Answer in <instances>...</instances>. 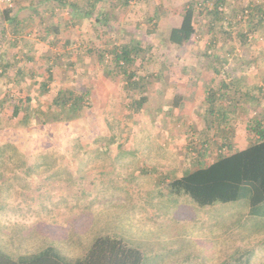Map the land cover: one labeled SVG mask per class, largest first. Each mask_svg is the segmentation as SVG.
<instances>
[{
	"label": "rangeland",
	"instance_id": "obj_1",
	"mask_svg": "<svg viewBox=\"0 0 264 264\" xmlns=\"http://www.w3.org/2000/svg\"><path fill=\"white\" fill-rule=\"evenodd\" d=\"M213 1L99 0L108 18L96 24L98 11L71 16V5L51 0H18L10 9L16 21L9 24L0 6L3 251L17 256L53 245L74 259L109 230L140 247L143 264H264L263 229L253 237L239 229L225 240L240 248L227 245L212 254L187 235L168 236L192 228L193 205L186 195L175 197L178 205L165 184L196 168V138L220 141L186 122L211 75L219 81L221 71L235 80L243 74L225 89L226 101L251 104L247 116L264 123V90L257 89L264 87V25L252 18L257 7L264 16V0H224L220 19L207 6ZM188 5L195 9L196 31L176 46L168 33ZM124 43L142 48L134 64L139 87L113 68V52ZM61 89L84 95L75 118L66 119L65 111L60 119L53 99ZM141 94L146 100L137 110ZM200 107L205 113L206 103Z\"/></svg>",
	"mask_w": 264,
	"mask_h": 264
},
{
	"label": "trees",
	"instance_id": "obj_2",
	"mask_svg": "<svg viewBox=\"0 0 264 264\" xmlns=\"http://www.w3.org/2000/svg\"><path fill=\"white\" fill-rule=\"evenodd\" d=\"M51 1L59 6L71 5L73 7L70 10L71 16H74L72 14L77 11H80L81 15L90 16L94 4L99 0L88 1L83 6V2H80V5L77 0ZM128 1L124 0V2ZM87 4L89 5L86 6ZM222 4H224V0H214L210 8L217 19H220L224 13ZM220 6L221 10L218 9ZM259 9L261 8L257 7L256 10L259 12H257L258 14L253 13L252 18L256 19L259 25H264V16L260 14ZM2 13L5 22L15 23L16 18L10 13V9L4 8ZM102 16L103 20L108 18L104 14ZM194 20L195 9L192 5H188L184 8L180 23L170 29L168 41L176 46L188 41L196 31ZM55 31L57 32V30ZM141 50L142 48L137 44L124 43L113 52L114 70L125 74L127 84L132 87L141 85V81L138 79L141 76L136 74L137 70L134 66ZM5 66L8 67L9 62ZM237 80L242 81L238 77ZM237 80L233 77L232 82ZM257 89L262 93L264 87L259 84ZM210 97H214L213 92L207 94V99ZM83 99L82 93L77 94L72 89L58 90L53 102L59 108L60 119L65 118V111L68 113L66 119L75 118L83 107ZM252 99L257 100L256 102L261 100L260 96L252 97ZM145 100L146 96L141 94L135 101V109H140V105ZM19 109L20 106L15 105L14 114H17ZM248 124L252 133L257 134V138L252 139L253 141L240 150L228 154L221 153L211 163L205 164L202 162L203 160L198 159L196 162L198 167L193 171H188L177 177L173 175L165 184L169 195L174 197L186 195L195 204L202 207L215 203L245 201L252 213H259L264 204V125L255 120H250ZM143 261L144 253L140 247L124 241L120 235H114L109 230L98 232L89 242L85 253L74 259H68L53 245H46L36 251L17 256L0 248V264H143ZM244 264H248V261Z\"/></svg>",
	"mask_w": 264,
	"mask_h": 264
},
{
	"label": "crops",
	"instance_id": "obj_3",
	"mask_svg": "<svg viewBox=\"0 0 264 264\" xmlns=\"http://www.w3.org/2000/svg\"><path fill=\"white\" fill-rule=\"evenodd\" d=\"M80 2L81 1H79V3ZM96 3L94 4L93 10L96 11V13L98 11V13L94 18V24L97 23V20L100 21L99 17L101 15H107V12L103 11V8H99ZM94 24L92 26H94ZM221 73L223 77L219 81L217 80L218 77H216L218 75H211L210 83L203 88L202 100L195 98L192 101L196 111H191L192 116H189V121H186L191 126H194V129L197 130L200 136L207 135L208 138L209 134H214L215 137H219L218 140L220 141L213 140V142H211L210 138L206 139L199 137L201 139H199L200 141L196 138L197 145H195V148L196 150L198 149L197 157L199 160H203L202 162L205 164L216 160L221 153L228 154L240 150L246 147L252 139L257 138V134L252 133L248 124L250 120L260 121L261 124L264 125L262 117L254 119L253 117L247 116L246 110L251 107V104L248 105L247 109L246 103L241 102V105L238 107L231 105L232 102L226 101L229 93H227L225 89H227V86L233 81L234 76L228 75L224 71ZM237 77H243V74H239ZM214 81H217V84H214ZM209 92H213L214 97L207 99V94ZM190 98H192V96ZM184 99L185 96H183L182 101H184ZM204 103L207 105L205 113L199 111L201 109L200 104ZM257 108L261 109V105ZM225 111L226 113H231L232 116L228 117L224 115L223 117L221 113ZM208 114L214 116V118L210 117ZM219 122L221 125H219ZM236 125H239V129H236ZM206 143H209V145ZM197 167L198 166H196V168ZM194 169L189 171H193ZM174 201H177L175 197ZM177 202L178 205H181V199ZM191 204L193 206L190 207L191 216L189 220L192 228L190 230H186L184 227L178 228L169 232L168 236L176 237L187 235L192 238L191 244L202 245L205 251L208 249L209 252H211L210 254L213 252H220L223 246L227 245L240 248L241 244L239 242L234 243L235 240L232 242H227L225 240L226 237H237L234 232L239 231V229L247 231L249 237L259 235V231L262 229L264 230V204L259 213H252L245 201H238L231 204L215 203L202 207L191 200ZM232 209H236L238 213L229 215L228 211ZM203 226H205V228H202ZM193 237L198 238V240H193ZM237 239L242 243L241 238H236V240ZM174 243L176 242L174 241Z\"/></svg>",
	"mask_w": 264,
	"mask_h": 264
},
{
	"label": "built area",
	"instance_id": "obj_4",
	"mask_svg": "<svg viewBox=\"0 0 264 264\" xmlns=\"http://www.w3.org/2000/svg\"><path fill=\"white\" fill-rule=\"evenodd\" d=\"M18 0H0V6L7 8V9H14V7L16 6ZM209 8H211L212 3H209L207 5ZM219 10L222 9V7H218Z\"/></svg>",
	"mask_w": 264,
	"mask_h": 264
}]
</instances>
